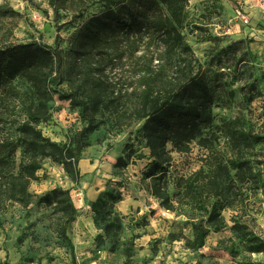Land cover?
<instances>
[{"label":"rangeland","instance_id":"rangeland-1","mask_svg":"<svg viewBox=\"0 0 264 264\" xmlns=\"http://www.w3.org/2000/svg\"><path fill=\"white\" fill-rule=\"evenodd\" d=\"M85 1L82 19H73L71 6L56 21L48 0H0V7L15 11L0 10V45L35 41L55 46L59 35L66 51L72 34L109 7ZM125 1L135 8L140 4ZM123 5L115 0L112 8ZM188 21L183 34L207 71L216 99L213 113L221 129L211 149L231 158L239 154L253 172L246 173L247 180L258 186H247L246 208H226L225 226L213 229L202 247L189 248L186 239L195 237L190 211L169 212L148 192L149 180L144 178L152 159L138 137L142 124L120 131L105 125L84 136L77 184L61 164L47 158L31 185L29 205L13 204L2 213L0 264H264V140L239 152L230 148L223 130L227 121L240 119L242 128L264 133V0H189ZM49 107L50 117L39 129L53 142L75 148L76 136L86 126L79 109L58 95ZM3 134L16 137L17 126L6 127ZM209 152L196 143L189 153H172L171 194L180 177L204 165ZM109 191H119L120 200L107 199ZM68 197L79 210L66 229L73 252L59 232L61 203ZM99 198L103 200L96 215L92 205ZM110 205L121 222L108 232L101 218L106 211L102 208Z\"/></svg>","mask_w":264,"mask_h":264},{"label":"trees","instance_id":"trees-1","mask_svg":"<svg viewBox=\"0 0 264 264\" xmlns=\"http://www.w3.org/2000/svg\"><path fill=\"white\" fill-rule=\"evenodd\" d=\"M91 1L108 3V10L85 21L72 34L66 51L59 35L55 46L35 41L0 45V226L1 215L10 206L29 205L31 185L47 158L61 164L77 184L84 136L105 125L120 131L141 123L138 137L152 159L144 178L149 180L148 192L169 212L190 211L195 237L186 243L189 248L202 247L213 229L225 226L226 208H246L245 190L254 185L246 178V173L253 175L252 169L239 154L231 158L211 149L221 128L215 124L216 99L207 71L183 34L189 25V0H139L136 8L123 0L118 10L112 8L115 0ZM48 2L56 21L71 6L73 19L83 18L85 0ZM0 10L15 13L8 5ZM54 95L70 101L86 122L75 148L53 142L38 127L50 117ZM241 124L232 119L223 128L230 148L239 152L264 140V133ZM10 125L17 126L16 137L3 134ZM196 143L210 150L204 165L180 177L171 194L172 153H189ZM105 196L115 202L121 193L109 191ZM102 200L92 205L96 215ZM102 209L106 211L101 221L111 232L121 218L112 214V205ZM61 210L60 236L73 252L66 229L79 210L70 197Z\"/></svg>","mask_w":264,"mask_h":264},{"label":"bare ground","instance_id":"bare-ground-1","mask_svg":"<svg viewBox=\"0 0 264 264\" xmlns=\"http://www.w3.org/2000/svg\"><path fill=\"white\" fill-rule=\"evenodd\" d=\"M83 163H84L83 161H80V166L83 165Z\"/></svg>","mask_w":264,"mask_h":264}]
</instances>
